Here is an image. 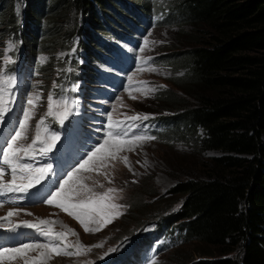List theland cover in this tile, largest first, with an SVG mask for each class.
<instances>
[{"label": "trees", "instance_id": "obj_1", "mask_svg": "<svg viewBox=\"0 0 264 264\" xmlns=\"http://www.w3.org/2000/svg\"><path fill=\"white\" fill-rule=\"evenodd\" d=\"M25 1L23 11L27 18L35 17L36 29L39 17L45 15L39 41L49 53L42 69L43 89L62 63L54 51L66 47L72 33H81L77 14L83 21H94L99 9L113 25L106 15L112 17L110 8L118 5L115 0ZM156 1L165 7L173 3L171 20L187 23L190 29L179 33L186 40L178 47L157 53L167 63L172 75L169 81L180 94L166 88L156 91L153 102L160 112L170 113L180 128L178 134L195 139V147L223 154L198 161L197 172L193 163L185 168L168 165L174 170L175 183L162 194H152L146 186L147 200L135 198L122 214L125 232L141 229L153 219L178 222L194 244L175 249L165 262L264 264V0ZM137 6L146 11L150 3ZM3 13L8 28L15 31L18 26L9 9ZM36 34L37 30H22L28 53L36 45ZM179 70L183 73L175 76ZM197 127L204 131L200 139H196Z\"/></svg>", "mask_w": 264, "mask_h": 264}, {"label": "rangeland", "instance_id": "obj_2", "mask_svg": "<svg viewBox=\"0 0 264 264\" xmlns=\"http://www.w3.org/2000/svg\"><path fill=\"white\" fill-rule=\"evenodd\" d=\"M16 1L17 0H12V5L14 4V7L16 6V9L20 12V14L22 13V20L20 19L19 15L15 16V12L13 11L11 5V0L9 3L7 0H1L0 3H3V6L0 7V33L5 35V30L12 31V29L8 28V25L5 21L6 17H4L3 13L4 11L7 12V9H9L14 25L18 26L15 27L16 29L14 32L19 31V38L22 41L23 29L27 28L29 30L30 28L33 33L37 30L36 35H38V38H36V44L38 45L37 50L39 51V41L43 39L42 34H44L45 31V24H42L45 22V15H41L39 17L40 24L38 23V28L36 29L34 27L35 17L27 18L26 13L23 11V1L19 0L21 2L17 5ZM140 1L126 0L127 7L125 8H128L131 5L137 6L143 3L142 0ZM46 10L47 8L44 6V11ZM133 17L138 19L137 15H134ZM21 21L22 25L20 26ZM25 22L26 24L24 26L23 23ZM90 22L96 29V32L91 35L90 39V45H92L94 40L100 35V33L103 32V26L100 22L95 20H91ZM171 22L173 23L171 26H152L144 29L140 33L144 38L143 47L141 48L143 49L141 53L144 58L153 60L152 55L157 53L160 54L162 52L169 53L175 47H178L181 42L186 40V38H180L179 33L187 32L190 29L189 24H184L179 20ZM143 28L144 25L140 24V29ZM113 41L116 42V39ZM13 42L14 41L12 37L9 35L8 40H3L0 43V48H6L8 52H11V48H15ZM119 48L121 50L123 49L121 44ZM18 52L19 50H17L14 55H8L6 59H4V57L0 60V71L2 67H5V64H7L10 60L15 62L17 65L19 64L22 53L19 52L18 54ZM43 54L47 55L49 53L43 49ZM59 56H61V53H59ZM37 58L38 57L36 56L34 59L35 62L37 61ZM29 62L30 65H28L29 67L26 69L31 70L35 63L33 60ZM153 62L155 61L153 60ZM95 66H97V68L101 69L102 71H105L107 75L114 73L105 65V63H98L97 65L95 64ZM174 75L179 76L181 75V72L177 71ZM171 76L172 75L170 74V69L167 63H164V61L154 63L153 65H149L141 71H133L127 77V81L134 82V88L128 91H122L121 93H118L116 97H114L110 102H105V104L108 105L107 113H100L98 110L92 107L91 102L94 101V93H92V95H84L83 107L86 113L89 115L94 114L95 116H101L103 120L106 119L108 122L109 115H111L112 121L115 122L124 121L126 118L137 114H150V116H158L159 113L169 114V112H160V110L157 109L155 102H153V98L157 90L161 91L166 88L171 91H176V93L180 94V92L175 87L176 84L172 81H169ZM136 79L143 80L146 84L140 83ZM94 84L100 85V81L97 79ZM31 94L35 104L30 105L28 108H30L29 111H33V117L35 118L37 116L36 111L39 112L40 110L41 113L49 114L47 109L48 93H42L40 91L39 84L36 81L33 89L31 90ZM183 97L184 99H188L189 102L192 101L190 97ZM170 116L171 115L169 114V116L161 117L156 126L149 119L146 121H136L133 129L130 131H134L135 135L154 137V139L134 142L136 145L134 150H126L118 153L114 160H107L105 162V166L103 167L99 165V162L96 158H93V160L90 161V167L95 166L96 170H81L78 172L77 178L79 179V182L87 185L96 193H101L104 192V190L107 191L108 189L117 190L111 192L110 194L114 201L125 204V207L122 208L124 210L128 204L134 203L135 198L138 199L141 197L143 200H147V195L143 193L144 189H147L146 186L152 190V194L164 193L165 190L169 186L173 185L176 181L172 176L174 170L171 169L174 166H184L185 168L190 163H193L194 165H192V167L195 169L194 171L197 172L199 170L197 167L198 161L202 160L204 157L220 156L223 154L217 150H205L202 147H195L193 141L195 139H188L187 134L177 133V131H180V128L174 124L172 117ZM86 119H92L91 122L94 129L98 127V119L94 118V116H87ZM149 128L150 131L148 130ZM195 134L197 135L196 139H200L204 135V131L200 129V127H197ZM125 158L127 159L125 160ZM168 165H170L171 168H168ZM109 179L111 180V183H109ZM142 182H145V185L141 186ZM137 183H139L140 186L135 187L134 185H137ZM9 211H11V209L3 207L0 209V214L5 212L9 213ZM12 212L14 213L13 215H15V220H39L49 217V220L52 221L54 227L59 228L63 223L64 226H66L65 228L73 229V227H75L72 222L67 220L62 214L57 213L56 210L51 207L32 205L26 208H16ZM54 217H58L60 219L59 222L54 219ZM150 222L151 225L147 224L142 226L140 233L141 236L154 241L152 248H154L155 251L151 256L150 264H171L165 262L164 260L167 254L171 253L177 248H180L181 246L190 247L194 244L193 239L187 238L186 228L181 226L178 222L161 223L157 219H153ZM115 224L118 225V228L111 230V227H113ZM94 225V223L89 224L91 228ZM125 227V223L120 218L108 229L99 234H83L78 231L76 239L86 243H93L97 241L101 243L100 246L94 248L92 253L85 254L86 259H90L100 253H103L113 244L114 239H107L104 237V235L114 237L116 234V237H118L120 234H123L125 231H127L125 230ZM129 228H132V225H130ZM157 244H159L158 248ZM31 251L29 253L26 252L25 255L17 256L15 258H4V260L0 258V264H26V262L27 264H31ZM187 251L188 250H184L183 253L186 255L188 254ZM33 254L36 255V251ZM194 257H198V255H194L193 258ZM70 262L72 261L68 258L57 257L44 262V264H68Z\"/></svg>", "mask_w": 264, "mask_h": 264}, {"label": "snow or ice", "instance_id": "obj_3", "mask_svg": "<svg viewBox=\"0 0 264 264\" xmlns=\"http://www.w3.org/2000/svg\"><path fill=\"white\" fill-rule=\"evenodd\" d=\"M141 51H143V49H141ZM14 85L15 78L11 75H7L5 71H0V119H3L5 112L8 111L6 103L11 102L10 88L14 87ZM6 93L9 96L7 102L5 101ZM28 103L32 105L34 101L29 99ZM68 104V101L55 99L51 94L47 96V109L49 114L53 112L54 108L58 109L63 107L65 109L62 112H57V116L61 123L71 114L67 110ZM147 118V116L142 117L137 114L126 118L124 121L113 122L111 115H109V125L105 132L103 143L94 151L90 152L88 154V159L83 160L78 168L74 169L72 172H68L66 174V179H63L62 182L58 181V186L55 187L54 191H50L47 194L43 202L49 205L55 204L69 216L76 219L83 226L85 232L93 231V229L89 227V224L94 223L98 225L95 231H100L103 226H107V224L111 223L113 219L111 210L122 207L121 205L109 202L111 199L109 193L117 190L108 189L106 192L96 193L87 185L79 182L77 173L81 170H96L95 166L90 167V161H92L93 158H96L99 165L103 167L107 160H114L118 153L126 150H134L136 146L134 142L154 139V137L135 135L134 131H130L133 129L136 121H142ZM28 120L29 114L26 112L24 114V120L19 122V130H14V135L7 139L4 145L0 146V178L5 175L6 170L9 171L11 175V180L8 182H4L0 179V192H28L34 185H40L41 181H43L46 175L52 170L51 164L36 167L28 161L35 159V153L37 152L46 154L51 151L59 137L55 134H49L45 129L44 136L41 138V125L44 124V120L41 119L36 125V135L32 139V142L26 145L18 144L19 140L27 139L25 127ZM29 153H32V155H29ZM126 159L127 158H125V160ZM109 183H111L110 179ZM13 214L12 211H9L8 217H11ZM49 223L51 222L45 220H41L38 224L24 222V226L36 229L45 237L60 238L62 243L65 233H53L51 228L45 230L42 227ZM0 227H3V225L0 224ZM80 247L82 248L83 245ZM36 249H42V251L39 252L37 257L32 259L31 264H44L49 251L54 252L56 255H61V247L59 244L34 242L26 243L16 248H0V258H3L7 254H12V258H15V254H23L27 250ZM64 254L70 253L65 252Z\"/></svg>", "mask_w": 264, "mask_h": 264}, {"label": "clouds", "instance_id": "obj_4", "mask_svg": "<svg viewBox=\"0 0 264 264\" xmlns=\"http://www.w3.org/2000/svg\"><path fill=\"white\" fill-rule=\"evenodd\" d=\"M117 2V1H116ZM44 3H45V0H44ZM48 3V2H47ZM118 3V2H117ZM143 3H146L147 4V2L145 1V0H143ZM95 6V8H97V6L96 5H94ZM112 6H115V5H113L112 4ZM163 7H160V9H162V8H165V6H164V4L162 5ZM173 5H170V7L168 6L167 8H168V10H169V13H168V19L170 20H168V22H166V21H164L163 22V24L162 25H160V26H171L173 23L171 22V21H173V20H171V17H172V15L173 14H175V11H174V8L173 9H171V7H172ZM116 7H117V9H116V12H118L119 14H120V11H121V8H120V6L119 5H116ZM137 8H138V6H136ZM144 8H145V6H144ZM139 9V8H138ZM141 11H144V10H141ZM111 12H112V17L111 16H109L108 17V19L111 21V19L110 18H113V19H115V20H117V21H119V18L115 15V13L111 10ZM98 13H104V12H101L99 9H98ZM97 14V13H96ZM122 14L124 15V14H127L124 10H123V12H122ZM97 16V15H96ZM97 18H99V16L97 17ZM93 21V20H92ZM95 21H96V19H95ZM98 22H100V21H98ZM121 23H123V21H120ZM101 24H102V26H103V30H105V28H107V26H109V23H107V21H105V15L103 16V20L100 22ZM105 25V26H104ZM95 28V27H94ZM96 30V29H95ZM181 73H183V70H179ZM113 225V224H112ZM111 226V224L108 226V228ZM133 231V230H132ZM131 231V232H132ZM130 231H128V232H125V233H123V234H128ZM123 234H120L118 237H116V238H114V237H112V238H114V240L113 241H115V240H117V239H119Z\"/></svg>", "mask_w": 264, "mask_h": 264}, {"label": "bare ground", "instance_id": "obj_5", "mask_svg": "<svg viewBox=\"0 0 264 264\" xmlns=\"http://www.w3.org/2000/svg\"><path fill=\"white\" fill-rule=\"evenodd\" d=\"M151 236V235H150Z\"/></svg>", "mask_w": 264, "mask_h": 264}]
</instances>
